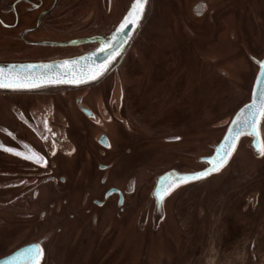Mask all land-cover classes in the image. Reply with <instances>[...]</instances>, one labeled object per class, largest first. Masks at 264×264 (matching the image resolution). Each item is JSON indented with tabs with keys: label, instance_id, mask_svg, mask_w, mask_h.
I'll return each mask as SVG.
<instances>
[{
	"label": "flooded vegetation",
	"instance_id": "flooded-vegetation-1",
	"mask_svg": "<svg viewBox=\"0 0 264 264\" xmlns=\"http://www.w3.org/2000/svg\"><path fill=\"white\" fill-rule=\"evenodd\" d=\"M130 1L0 0V60L8 51V56H19L23 50L37 51L33 53L37 55L65 53L48 60L90 53L98 46L95 40L117 27ZM172 1L165 0V11ZM183 1L174 3L177 15L166 25L169 28L171 23L186 35L187 43L196 41L199 53L193 76L199 81L196 75H202L206 85L198 82L195 90L211 94L212 83L218 84L217 75L222 82L229 79L221 56L210 49L213 42L219 43L221 32L220 37L228 35L252 67L248 82L240 77L231 81V86L234 81L243 82L237 85L240 90L249 87V98L257 67L252 59L264 57V0ZM152 2L147 0L133 37L98 80L77 86L0 90V229L4 247L0 257L38 244L42 249L39 264H264V155L259 151L261 164L245 181H227L206 191L210 179L233 166L237 155L248 153L256 159L258 145L264 149V116L258 145L240 138L219 171L186 183L179 197L151 198L147 183L141 181L143 175L154 174L156 159L165 160V144L146 155L148 158L139 156L143 140L176 137L165 135V122L184 120V108L193 104L184 98V79L183 84L179 79L171 86L175 89L171 96H165L158 75L146 86L123 81L122 58L126 52L138 58L141 48L134 41L142 26L152 24L146 21ZM246 18L250 24H245ZM87 40L94 41L85 43ZM185 41L173 50L176 62L178 56L183 62L188 55L192 58ZM41 60L45 59L34 61ZM206 72H213L216 78ZM116 78L120 81L118 92L114 90ZM127 92L133 93L132 101ZM158 93H162L160 104ZM165 98L168 111L180 109L182 116L165 120ZM159 106L163 117L157 121L161 119L162 127H153L150 115ZM212 124L210 130L215 135L205 151L196 137L184 141V149L178 151L180 158L188 146L194 148L187 150L197 149L186 154L190 160L185 166L191 171L206 168L201 162L214 154L211 146L226 128ZM147 130L150 134L143 135ZM37 156L42 158L40 163ZM127 157L130 162L124 166ZM169 168L164 166L163 171ZM159 201L162 203L156 208ZM15 238L16 243L8 244Z\"/></svg>",
	"mask_w": 264,
	"mask_h": 264
},
{
	"label": "rangeland",
	"instance_id": "rangeland-1",
	"mask_svg": "<svg viewBox=\"0 0 264 264\" xmlns=\"http://www.w3.org/2000/svg\"><path fill=\"white\" fill-rule=\"evenodd\" d=\"M178 0L172 1V3H167L168 9L165 11V0H153L151 3L152 10L151 15L146 18V21H151L152 24L142 26L139 29V33L136 35V40L134 41V44H140V54L137 59H133L132 56H129L130 53L126 52L122 58L121 63V71L123 73V81L126 85H130L132 83H135L137 85L146 86L150 85V82L154 81L156 79L155 76H159V84L165 85V96L166 95H173L174 90L171 88V86H174V84H178L181 82L183 84L187 85L186 91H185V99L187 102L193 103L190 105V107L184 108L183 116L185 117L184 120H179L177 122H174V119H169L168 123L165 122V135L168 133L175 134V136H179L182 138L181 142H177L171 145L166 144L165 145V160H162L161 158L156 159L155 164H157L152 170L154 171V174L157 175L163 171L164 166L165 169L167 167H174V166H181V165H187L185 162L190 160L187 159L186 154H192V151H197V149L187 150L194 147L188 146L186 148V153L183 155L184 157L178 156V151H182L184 148L182 147V143L186 140L194 141L195 137L197 139L201 140V147L203 151H205L207 143L214 137V132L210 130L211 122L216 121L215 123L219 122L220 120L224 119L225 117H228L231 115V112H233L241 103L247 100L248 98V88L244 87L240 90L239 87H237L238 83H243L250 79V75L252 72V67L249 65L242 55V53L238 50L235 44H231V42L228 39V35L225 34L220 37V33L217 36L219 43L213 42L210 46V49L214 50L213 52H217L218 56L220 57V62L223 64V68L227 70L229 73V79L228 81H221V78L219 75H217V78L215 74L206 72L209 76H213L216 78L218 84H213L212 82V90L213 93L208 94L207 92H197L196 86L199 88V83L201 82L203 85H206L205 81L203 80L202 75H196L199 77V81L194 80V64L198 62V54L199 52H196L195 46L197 45L196 41H191L190 43H187V36L182 35L178 29H173L172 24L170 23V27H167V22L172 20V18H175L177 15L176 7L174 3H177ZM184 3H188V0L183 1ZM174 6H173V5ZM157 5V6H155ZM160 7V8H157ZM161 7H164V11ZM250 24L249 18L245 19V24ZM247 28L244 26V31L246 32ZM206 35L208 32L205 33ZM138 36V37H137ZM141 37V39H140ZM211 38V37H209ZM182 41H185V46H189L191 50V55H188L184 62L183 59H179L178 61H175V58L177 57V52L173 51L176 50L178 45L182 43ZM230 43V44H229ZM7 51V50H6ZM37 51H28L23 50L19 51V56H8L11 55V52H4L3 55L6 57L3 58L0 61H34L35 59H45L48 60L50 58L56 57V55L62 56L65 53L57 52L55 53H45L41 52L40 54H33ZM175 52V55H174ZM179 52V49H178ZM202 52V51H200ZM69 53V52H67ZM66 53V54H67ZM1 55V54H0ZM53 55V56H51ZM55 55V56H54ZM8 56V57H7ZM194 56V57H193ZM58 57V56H57ZM177 63V64H176ZM178 69V70H177ZM180 69H184L180 72ZM178 71L180 74H178ZM237 74L241 76H237ZM180 75V76H179ZM208 76V77H209ZM237 77L241 78V81L238 82L234 81V86H231V81L233 78L236 80ZM180 79V81H179ZM197 79V78H196ZM133 80V82H132ZM179 81V82H178ZM178 82V83H177ZM246 82V83H247ZM210 83V84H211ZM191 85H195L194 87H189ZM214 85V86H213ZM189 87V88H188ZM142 88V87H141ZM194 92V93H193ZM160 94L158 93L156 96V99L160 97ZM126 95H128V100H133V93L127 92ZM210 97L211 100L207 97ZM159 104L161 102L160 98ZM208 100V102H207ZM171 101V100H170ZM167 103L168 100L165 98V120H167V116L169 118L174 115L182 116V110L180 109H167ZM211 103L208 107L207 105ZM206 105V107H200V105ZM194 107V108H193ZM145 110V108L143 109ZM157 111V112H156ZM163 111V107L159 106L156 109L153 110L150 117L152 118V124L153 127H162V114L160 112ZM159 112V113H158ZM162 116V117H161ZM191 117H195L196 121L191 119ZM202 117V118H201ZM160 121H157L159 120ZM199 118H201V121H199ZM143 123V121H140ZM201 122L202 125H199L198 123ZM213 123V124H215ZM212 124V125H213ZM143 125V124H142ZM211 131V132H210ZM150 131H145L143 135H149ZM219 133V132H217ZM200 137H199V136ZM165 138H168V136H165ZM161 139H144L143 142L145 144L141 145L139 149V156L144 155L145 158H148L146 155H152L156 152L155 149L161 148ZM141 140H139L140 142ZM174 152V154H172ZM146 153V154H145ZM240 153V152H238ZM176 156V157H175ZM188 156V155H187ZM176 159H174V158ZM144 158V159H145ZM174 160H173V159ZM127 163L129 164L130 158H125ZM237 161L232 162L233 166L225 168L222 172H220L218 175L211 178L209 188L206 189L208 193V189L210 187L223 184L228 181L227 184L231 183V181H245V178L247 176H250L259 166L260 161L258 158L253 159V156L247 153L245 157H240L239 155L236 156ZM237 166L235 168V166ZM243 170V172H242ZM120 171H124L123 168L120 169ZM152 174V175H154ZM148 175L142 176L141 181L149 183V181L155 176ZM221 188V187H220ZM186 189L180 188L176 190L171 195V200L174 198L179 197L182 195L181 193H184ZM205 191V190H204ZM146 195V194H145ZM208 195V194H207ZM216 196V195H215ZM2 233V229H0V236ZM3 238L0 237V254H3L4 247H3ZM18 238H15L13 242H9L8 244H14L16 243ZM9 245H6L7 247ZM3 247V248H2ZM65 257V256H63ZM215 264H226L221 261L215 263Z\"/></svg>",
	"mask_w": 264,
	"mask_h": 264
},
{
	"label": "water",
	"instance_id": "water-1",
	"mask_svg": "<svg viewBox=\"0 0 264 264\" xmlns=\"http://www.w3.org/2000/svg\"><path fill=\"white\" fill-rule=\"evenodd\" d=\"M147 2V0H146ZM145 2V6H146ZM132 4V0L130 1L129 7L126 10L123 18L128 14L130 7ZM144 6V10H145ZM144 14H141L140 20L137 22L135 26L129 24L122 33H118L117 29L119 28L120 24L123 21H120V23L117 25V27L108 35H105L98 40V46L97 48L86 54H82L79 56L71 57V58H62L57 60H41V61H0V68L4 69L5 71L9 70V66H12L11 71L15 73H19L24 78H30L31 80H34L35 82L39 83L38 87L35 88H3L0 87V90H33L38 89L42 87H48V86H77V85H84L92 83L96 80H98L105 72H103L100 76H98L96 79H88L87 74L90 73L92 70H94L96 67H98L100 64L106 62L110 56L115 57V59H112L111 62L108 65V68L116 61V59L120 56L122 51L124 50L127 43L131 40L133 37L135 31L137 30L140 21L142 19V16ZM113 36H116L117 39H113ZM94 40H87V42H92ZM112 44L114 47L108 48L107 45ZM104 49V51H100V49ZM64 61H69V64L65 65ZM75 61L76 63H71ZM253 63L257 66L255 69L253 84L249 93V98H247L246 101L241 103L228 117H225L224 119L220 120L219 122L214 124L215 128H220L223 126H226L225 130L222 131V135L218 142H213V145L211 146V149L214 150V154L212 156H209L206 159H203L201 163H206V168L204 170H208L209 174L212 172L211 165L209 163L210 160H212L214 157L217 156V149L224 143V138L226 135L231 136L230 129L236 130V125L232 122L234 120H237L239 118V132L240 135L235 141V146L240 138H249V142L251 144H257L258 145V137L255 135V133L251 132L250 128H247L243 124L244 117L248 116L249 112L251 111V106L253 103V100L259 101L260 99V90L264 89V69L260 66V61H264V57L260 60L253 58ZM31 65L32 67H29ZM107 68V69H108ZM58 79L61 81H69L73 78H78L80 80L79 83H69V82H60V83H40L41 79ZM120 81L118 78H116L115 81V91H120ZM245 105H248V108H245ZM243 111V115H241V112ZM262 118V116H261ZM260 118V121H261ZM259 121V123H260ZM182 140L181 137H168L161 139V145H171L174 143L179 142ZM234 148L231 150V154L233 152ZM258 148V147H257ZM256 150V158L259 156V151ZM230 154V155H231ZM230 155L227 157V160L229 159ZM225 165V164H224ZM221 167L219 168V170ZM202 170V171H204ZM218 170V171H219ZM194 173H197L196 171H191V169H188L185 164L181 166H174L166 171H163L157 175H155L149 183H147V186L149 187V197L163 199L170 195H172L173 192H176V190L180 189L183 185L186 183L203 179L205 176H202L198 179H189L184 183H179L178 178L180 176H191ZM208 174V175H209ZM173 183H176L177 186L171 188L169 190V186ZM161 201L156 202V208L161 205ZM37 244H29L22 248L17 249L13 253L0 257V264H30V262L23 257L21 254L25 253L29 249H33L34 246ZM40 259V258H39Z\"/></svg>",
	"mask_w": 264,
	"mask_h": 264
},
{
	"label": "snow or ice",
	"instance_id": "snow-or-ice-1",
	"mask_svg": "<svg viewBox=\"0 0 264 264\" xmlns=\"http://www.w3.org/2000/svg\"><path fill=\"white\" fill-rule=\"evenodd\" d=\"M146 0H132V4L128 14L123 18L122 23L120 24L119 28L117 29L118 33H122L123 30L129 25L135 26L137 22L140 20L141 14L144 11ZM113 39H117L116 36H113ZM108 48L114 47L112 44L107 45ZM100 51H104V49H100ZM115 57L110 56L109 59L100 64L94 70L87 74L88 79H96L100 76L103 72H105L108 68L109 63ZM71 63H76L75 61ZM64 64H69V61H64ZM260 66L264 69V61H260ZM29 67H32L29 65ZM12 66H9V70L5 71L4 69L0 68V87L3 88H35L39 86V83L31 80L30 78H24L19 73H15L11 71ZM60 82H69V83H79L80 80L78 78H73L69 81H61L58 79H41L40 83H60ZM248 105H245V108H248ZM243 115V111L241 112ZM261 116H264V89L260 90V99L259 101L253 100L251 111L249 112L248 116L244 117L243 124L245 127L250 128L252 133H255L257 137H259V121ZM239 118L234 120L232 123L236 125V130L230 129L232 133L231 136L226 135L224 138V143L217 149V156L214 157L212 160L209 161L211 165L212 171H218L220 167H222L227 162V157L231 154V150L235 146V141L239 137ZM9 152H14L16 155H23V153L16 152L14 149L8 148L6 149ZM258 151H260L261 155H264V149H261L258 145ZM26 159H33L34 156H26ZM36 162L40 163V157H35ZM208 170H204L201 172L194 173L191 176H180L178 178L179 183H184L189 179H198L202 176L208 175ZM177 186L176 183H173L169 186V190L173 187ZM25 257L30 264H39V258L42 256V249L40 245H35L33 249L27 250L25 253L21 254Z\"/></svg>",
	"mask_w": 264,
	"mask_h": 264
}]
</instances>
